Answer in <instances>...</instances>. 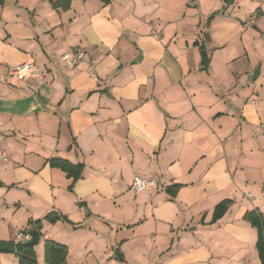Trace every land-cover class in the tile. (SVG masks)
<instances>
[{
	"label": "crops",
	"instance_id": "1",
	"mask_svg": "<svg viewBox=\"0 0 264 264\" xmlns=\"http://www.w3.org/2000/svg\"><path fill=\"white\" fill-rule=\"evenodd\" d=\"M77 48L85 60L63 67ZM23 63L36 71L9 74ZM135 176L157 187L133 193ZM262 190L264 0L0 5V242L39 221L37 264L46 240L62 264H261L244 216L264 220Z\"/></svg>",
	"mask_w": 264,
	"mask_h": 264
},
{
	"label": "trees",
	"instance_id": "2",
	"mask_svg": "<svg viewBox=\"0 0 264 264\" xmlns=\"http://www.w3.org/2000/svg\"><path fill=\"white\" fill-rule=\"evenodd\" d=\"M72 0H50L51 6L54 9L60 8L61 10H67L70 2ZM4 0H0V5ZM225 3H227V0H224ZM49 165L53 168H58L62 172L66 174L68 178L72 180V183L77 181L81 177V172L83 169L82 164H72L66 160L62 159H50L48 161ZM176 186H174L175 188ZM173 188V187H172ZM69 190L71 189V186L68 188ZM168 192L172 193L170 191V188L167 189ZM229 205V201H224L220 203L216 208L214 212V218H219L224 211L226 210L227 206ZM56 216L53 214H49L46 216V220L50 222H55ZM244 219L248 221V223L255 228L257 232V240H256V250L257 254L260 260L261 264H264V220L261 215V213L254 209L252 211H249L245 214ZM40 229L41 225L40 222H35L33 223V228L32 230H35L38 236V240L40 239ZM15 251L14 255L17 258V264H37L36 263V258H35V253H34V246L26 245V244H21L19 243H14ZM44 248V262L45 264H62L65 262L66 255H67V249L65 246L55 243L50 240L44 241L43 244Z\"/></svg>",
	"mask_w": 264,
	"mask_h": 264
},
{
	"label": "built area",
	"instance_id": "3",
	"mask_svg": "<svg viewBox=\"0 0 264 264\" xmlns=\"http://www.w3.org/2000/svg\"><path fill=\"white\" fill-rule=\"evenodd\" d=\"M253 22L252 15H246L244 17V25H249ZM153 35L155 37H159L158 33L153 31ZM85 60V53L82 49L77 48L68 53H64L61 55L60 61L63 67L67 69H74L78 67ZM86 70L90 73H93L94 66L92 63L87 62ZM36 68L32 63H23L21 65L12 67L8 70L9 74L12 76H16L20 79H23L29 76L31 73L35 72ZM47 72H39L38 79L42 80L46 77ZM3 158V157H2ZM157 187V181L155 179H144L138 176L133 177L130 182L129 188L133 193L137 192H146L150 195V191ZM261 196H264V190L260 192ZM246 199H253L254 196L250 193H245L243 195ZM31 235L29 232H15L13 235V242L19 243L22 241H30Z\"/></svg>",
	"mask_w": 264,
	"mask_h": 264
},
{
	"label": "water",
	"instance_id": "4",
	"mask_svg": "<svg viewBox=\"0 0 264 264\" xmlns=\"http://www.w3.org/2000/svg\"><path fill=\"white\" fill-rule=\"evenodd\" d=\"M202 57V62L203 64L206 63V55L204 52L201 53ZM258 73V69L254 73V77ZM29 234L31 235V240L30 241H22L21 244H26L30 246H34L38 243V236L35 230L29 231ZM15 247L14 244L11 242H0V252H8V253H14Z\"/></svg>",
	"mask_w": 264,
	"mask_h": 264
}]
</instances>
